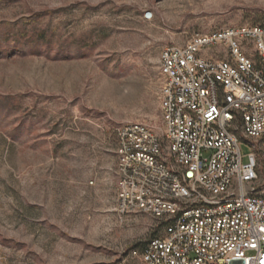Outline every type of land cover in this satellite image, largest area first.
<instances>
[{
  "label": "rangeland",
  "instance_id": "1",
  "mask_svg": "<svg viewBox=\"0 0 264 264\" xmlns=\"http://www.w3.org/2000/svg\"><path fill=\"white\" fill-rule=\"evenodd\" d=\"M242 26L264 0H0V264H142L160 229L116 211L114 130L161 131L164 48Z\"/></svg>",
  "mask_w": 264,
  "mask_h": 264
},
{
  "label": "built area",
  "instance_id": "2",
  "mask_svg": "<svg viewBox=\"0 0 264 264\" xmlns=\"http://www.w3.org/2000/svg\"><path fill=\"white\" fill-rule=\"evenodd\" d=\"M158 71L161 131L114 130L116 211L160 229L132 255L264 264V26L195 33L160 52ZM241 142L252 149L246 162Z\"/></svg>",
  "mask_w": 264,
  "mask_h": 264
},
{
  "label": "snow or ice",
  "instance_id": "3",
  "mask_svg": "<svg viewBox=\"0 0 264 264\" xmlns=\"http://www.w3.org/2000/svg\"><path fill=\"white\" fill-rule=\"evenodd\" d=\"M209 116H211V114H209Z\"/></svg>",
  "mask_w": 264,
  "mask_h": 264
}]
</instances>
